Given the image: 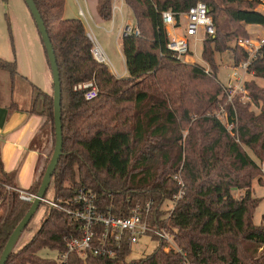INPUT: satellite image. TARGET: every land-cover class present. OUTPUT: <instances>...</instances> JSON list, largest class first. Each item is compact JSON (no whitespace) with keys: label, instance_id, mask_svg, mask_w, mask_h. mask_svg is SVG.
Wrapping results in <instances>:
<instances>
[{"label":"trees","instance_id":"trees-1","mask_svg":"<svg viewBox=\"0 0 264 264\" xmlns=\"http://www.w3.org/2000/svg\"><path fill=\"white\" fill-rule=\"evenodd\" d=\"M198 1L208 6L216 27L203 49L209 73L181 63L167 49L161 21V12H185ZM34 2L61 79L63 154L50 185L54 202L72 207L70 201L85 189L95 195L101 211L111 209L120 217L151 203L150 220L176 230L177 246L186 257L166 253L159 244L152 254L134 261H127L129 247L116 258L90 252L72 253L67 262L44 258L40 252L45 249L65 252V239L78 235L82 227L79 220L47 204L38 231L24 246L14 248L6 264H264V216L260 225L254 223L259 200L252 195L264 162V89L246 84L260 113L237 104L238 138L214 115L223 92L215 53L224 51L229 40L252 38L247 26H264V12L258 10L264 0H125L140 30V36L124 39L127 78H117L94 59L83 22L64 17V0ZM98 13L110 20L112 0H98ZM223 16L232 26L230 32L222 26ZM246 60L239 48L235 65ZM0 69L15 75L17 63L0 58ZM250 70L264 79V46ZM90 80H95L99 95L87 101L74 86ZM38 98L41 115L51 127L48 165L55 147L54 99L43 91ZM230 114L235 121V113ZM45 170L31 193L37 195ZM177 175L183 186L175 180ZM15 188L16 172H6L0 160V259L32 205L21 201ZM235 189L245 194L235 197ZM167 203L173 205L170 211Z\"/></svg>","mask_w":264,"mask_h":264},{"label":"built area","instance_id":"built-area-1","mask_svg":"<svg viewBox=\"0 0 264 264\" xmlns=\"http://www.w3.org/2000/svg\"><path fill=\"white\" fill-rule=\"evenodd\" d=\"M124 4H126L125 0H112V12L122 13ZM160 14L162 26L168 39L167 49L180 61L190 57L193 64L199 62L198 57L202 58L203 50L201 54L197 53L198 45L201 43L204 46L207 39L213 36L216 31L215 22L210 15L208 6L204 2L198 1L185 12L168 10ZM79 15L86 20L82 9H80ZM87 36L93 45L94 59L100 64L113 68L97 38L91 31L87 32ZM138 36H140L138 25H126L119 39H122L124 43V39L127 37ZM237 44L246 53L247 60L231 68V72L227 75V84H222L221 100L224 101L225 106L220 105V110L215 115L225 125L228 132L236 138H238V120L235 99L240 97L244 100L249 97L246 76L251 73L250 66L264 46V37L241 38ZM209 72V69L206 70V73ZM74 91L81 92L87 101L94 100L99 95L95 80L75 85ZM230 113H235V121L230 120V115H232ZM174 178L183 186L180 176L177 175ZM14 190L23 202L32 204L36 198V194L30 191L19 188ZM180 196L181 194L178 197ZM44 202L82 223L78 235H69L65 239L66 251L58 253V262H67L72 253L85 255L90 252L95 256L116 258L124 247L130 248V256L133 246L144 236L157 240L159 244H164L166 253L174 252L186 257L182 249L177 246L176 230L160 227L157 219L153 222L150 220L151 203H147L144 207L138 205L129 216L120 217L116 216L111 209L107 212L101 211L96 203L95 195L85 189H80L77 196L70 201L72 207L46 199ZM172 207L166 210L170 211ZM184 264L191 263L186 260Z\"/></svg>","mask_w":264,"mask_h":264},{"label":"crops","instance_id":"crops-1","mask_svg":"<svg viewBox=\"0 0 264 264\" xmlns=\"http://www.w3.org/2000/svg\"><path fill=\"white\" fill-rule=\"evenodd\" d=\"M76 1L77 19L83 22L86 32L87 27L93 25L107 41L106 34L115 33V42L120 43L118 50L122 55L125 71L120 74L114 66L109 69L117 78H127L123 40L119 38L126 25H138L131 9L124 4L122 13L112 12L111 19L105 21L98 13V0H83V4L80 0ZM125 7L131 14L125 13ZM80 9L84 11L86 20L80 17ZM250 27L252 25L247 26L249 33ZM32 45L39 63V72L32 69L21 70L20 64L23 62L20 57L15 60L17 74L11 75L10 72L0 69V160L6 172H16L18 188L26 191L31 190L43 171L51 150V127L41 115L43 103L38 98V93L43 91L53 94L52 74L45 50L41 49L42 43Z\"/></svg>","mask_w":264,"mask_h":264},{"label":"rangeland","instance_id":"rangeland-1","mask_svg":"<svg viewBox=\"0 0 264 264\" xmlns=\"http://www.w3.org/2000/svg\"><path fill=\"white\" fill-rule=\"evenodd\" d=\"M83 4V0H80ZM125 13L131 14V11H128L127 7L124 8ZM258 10L264 12V6H258ZM65 18H78V5L76 0H65ZM224 24L222 26L226 27V31H231L232 26L230 27L226 22L225 16ZM91 27H87L88 31H91L92 34L97 38L98 42L106 52L110 62L116 68V70L121 74L125 71V65L120 54L118 48L120 43L115 42V33L106 34L108 41L101 37V34L94 28L93 25ZM251 37H264V26L252 25L250 27ZM240 37L236 39L229 40L226 44V49L222 52L215 53V63L218 67L217 78L219 83L227 84L228 82V74L231 72V68L235 66L234 57L236 56V51L240 48L237 44ZM32 43H42L38 29L36 24L31 16V13L25 3L24 0H0V58L7 61H14L20 57L21 70H29L32 69L34 71L39 72V63L37 61V56L35 52V48ZM204 49L203 44L198 45L197 53L201 54ZM41 49H44L43 44ZM242 49V48H241ZM243 50V49H242ZM244 51V50H243ZM194 56V55H193ZM10 58V59H8ZM200 60L196 64L192 63L190 57L181 60V63L191 66H200L203 69L211 71V65L208 61L205 60L202 53V58L198 57ZM112 68V67H109ZM52 80V78H51ZM53 82V80H52ZM247 83H255L258 87L264 89V79L256 77L254 72L251 71L249 75L246 76ZM249 97L246 99H242L237 97L235 99V107L237 109V104L239 105H249V109L254 113H260V108L257 107L251 97L250 92L247 89ZM222 96V95H221ZM220 105H224V101L221 100V103L217 105L214 115L218 114L220 110ZM185 135L187 132L185 131ZM249 154L254 158L255 156L252 154L250 150H248ZM50 154V153H49ZM262 173L253 181L252 185V195L254 198L259 200V206L257 207L254 214V223L256 225H260L262 223V218L264 216V162L261 164ZM47 167V163L45 164V168ZM235 197H240L245 194L244 190L233 191ZM46 200L50 202L55 201V193L53 186L49 188L46 194ZM172 203H167L166 208H171ZM47 214V204L41 205V207L37 210L31 222L29 223V227L25 229L16 244V249L24 246L38 231L40 228L45 216ZM159 242L155 239H152L148 236L141 237L139 242L133 246V251L131 255L127 258V261L140 260L145 258L146 256L152 254L154 250L158 247ZM40 255L44 258H52L59 259L58 253L50 250H42Z\"/></svg>","mask_w":264,"mask_h":264},{"label":"water","instance_id":"water-1","mask_svg":"<svg viewBox=\"0 0 264 264\" xmlns=\"http://www.w3.org/2000/svg\"><path fill=\"white\" fill-rule=\"evenodd\" d=\"M31 16L37 26L40 38L43 42L45 52L48 57L50 70L52 74L53 80V99H54V126H55V147L53 151V155L50 159L49 164L46 167L44 177L41 182V186L38 190L36 198L32 203L30 210L24 217V219L19 223L14 232L12 233L10 239L7 242V245L2 253V257L0 259V264H6L11 253L18 240L20 239L23 231L31 222L35 213L39 209L42 202H44L47 191L50 188L53 175L58 166L59 160L63 154V128H62V89H61V79L60 72L57 64V59L55 56V51L49 34L47 32V28L43 21V18L34 2V0H24Z\"/></svg>","mask_w":264,"mask_h":264}]
</instances>
